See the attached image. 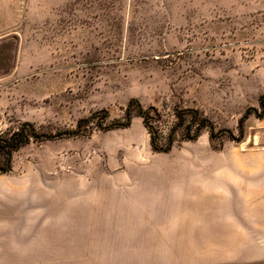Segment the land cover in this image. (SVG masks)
<instances>
[{
    "label": "rangeland",
    "instance_id": "rangeland-1",
    "mask_svg": "<svg viewBox=\"0 0 264 264\" xmlns=\"http://www.w3.org/2000/svg\"><path fill=\"white\" fill-rule=\"evenodd\" d=\"M21 130L0 264H264V0H0Z\"/></svg>",
    "mask_w": 264,
    "mask_h": 264
},
{
    "label": "trees",
    "instance_id": "trees-1",
    "mask_svg": "<svg viewBox=\"0 0 264 264\" xmlns=\"http://www.w3.org/2000/svg\"><path fill=\"white\" fill-rule=\"evenodd\" d=\"M136 102H137L136 100H131V102L129 103V109L127 110V115L130 114L131 108ZM154 110H155L154 108H149V109L139 108V114L143 118V123L150 133L151 146L153 147L154 150H160V148L158 147L157 134L155 131L156 121L153 116ZM206 125H207V121L203 120L202 123L200 124L199 130H201ZM29 139H30V135L26 134L23 130H21L13 133L10 137L4 140L0 138V142L3 141L0 147L4 151L5 157L8 160H10L12 152L19 149L21 146L27 144Z\"/></svg>",
    "mask_w": 264,
    "mask_h": 264
}]
</instances>
